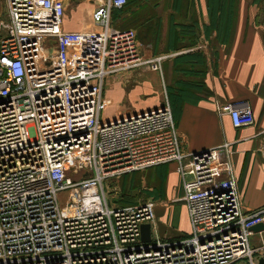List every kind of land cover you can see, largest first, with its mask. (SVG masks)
Segmentation results:
<instances>
[{
	"label": "built area",
	"instance_id": "obj_1",
	"mask_svg": "<svg viewBox=\"0 0 264 264\" xmlns=\"http://www.w3.org/2000/svg\"><path fill=\"white\" fill-rule=\"evenodd\" d=\"M5 1L0 264H256L264 242L249 243L250 226L263 222L264 207L241 210L230 142L184 152L166 100L100 117L105 75L137 65L160 71L165 57H142L135 31L110 24L126 0L96 3L90 30L61 29L63 0ZM218 111L234 127L253 123L243 99ZM166 162L175 163L189 225L173 239L155 230L151 201L113 205L102 189L107 176Z\"/></svg>",
	"mask_w": 264,
	"mask_h": 264
},
{
	"label": "crops",
	"instance_id": "obj_2",
	"mask_svg": "<svg viewBox=\"0 0 264 264\" xmlns=\"http://www.w3.org/2000/svg\"><path fill=\"white\" fill-rule=\"evenodd\" d=\"M99 1L102 0L83 4L76 0L69 8L68 0H63L61 29L96 28L90 12ZM119 8L111 10L110 24L116 25L114 15L118 14V19L122 15L120 24L135 31L142 57H165L160 71L149 69L148 74H143L141 70L137 75L138 71L130 70L112 75L111 84L105 88L102 85L99 111L103 92L105 106H115L113 112L124 97L146 108L166 100L172 108L182 150L230 142V162L241 210L264 207V157L259 148L264 144V0H126ZM7 22L6 1L0 0V36ZM235 99L247 101L252 124L234 127L228 114L218 111L219 105ZM113 112L100 115L108 118ZM160 167L164 168L166 189L172 190L178 181L182 193L175 163L156 166ZM182 205L187 223L182 227L184 232L171 229L167 231L169 235L162 228L158 234L161 238L173 239L188 232L183 201ZM262 225V229L252 230L249 237L256 242L251 245L264 242V212Z\"/></svg>",
	"mask_w": 264,
	"mask_h": 264
},
{
	"label": "rangeland",
	"instance_id": "obj_3",
	"mask_svg": "<svg viewBox=\"0 0 264 264\" xmlns=\"http://www.w3.org/2000/svg\"><path fill=\"white\" fill-rule=\"evenodd\" d=\"M75 1L76 0H68L67 6L71 8L72 5L75 4ZM87 1L89 0H80V2L83 4H86L85 2ZM121 13H123V11H121L120 14ZM117 15H114L115 17H117V19L114 18L113 22H116V25H122L120 24L123 21L122 15L120 19H118ZM124 26L125 25H122L120 27ZM130 70L138 71L139 74L137 75H141V70H143V74L146 72L148 74L149 68L144 65H137L131 68L119 70L117 72L109 73L104 77V88L108 87L111 84L110 82L112 75L119 72L127 73ZM160 91L161 87L159 88V92ZM105 96L106 92H103L102 107H100L101 115L111 114L115 109V106H105V102L107 101V98H105ZM139 105V103L130 100L129 97H124L120 107L117 106L119 108L113 112L114 115L109 116L108 118L119 116L122 114L125 115L127 114V112L131 113L132 111L147 109L145 105ZM168 105L171 114H173L170 104ZM102 117L107 118L104 116ZM157 165L159 166V164H155L144 168L134 169L107 176L102 180V189L109 204L113 205H125L140 201H151L153 204V225L157 233L160 234L159 230L163 228L164 230H166V233L168 230L171 231V229H175L176 233L181 234L182 232H184L183 228L186 227L187 223L184 215V207L180 198L181 191L178 181L175 188H173L172 190H167L164 181V168H156ZM72 177L75 179L76 175ZM65 195V191L59 192L58 197L60 204L63 203V197ZM167 234L170 235V233ZM254 242H256L255 239L253 237H249V243L251 244ZM256 251L257 252H253L254 255L264 256V246L261 249H257ZM241 261L242 259H238L231 262L230 264H240Z\"/></svg>",
	"mask_w": 264,
	"mask_h": 264
},
{
	"label": "water",
	"instance_id": "obj_4",
	"mask_svg": "<svg viewBox=\"0 0 264 264\" xmlns=\"http://www.w3.org/2000/svg\"><path fill=\"white\" fill-rule=\"evenodd\" d=\"M262 228H263L262 222H257L253 224L252 226H250V229L255 230V231L262 229ZM140 239L142 241H146L149 239V223L147 222H143L140 224ZM256 264H264V256L262 255L258 256L256 260Z\"/></svg>",
	"mask_w": 264,
	"mask_h": 264
},
{
	"label": "trees",
	"instance_id": "obj_5",
	"mask_svg": "<svg viewBox=\"0 0 264 264\" xmlns=\"http://www.w3.org/2000/svg\"><path fill=\"white\" fill-rule=\"evenodd\" d=\"M125 3H126V1H125ZM125 3H124V4H125ZM124 4H123L119 9H121V8L124 6Z\"/></svg>",
	"mask_w": 264,
	"mask_h": 264
}]
</instances>
